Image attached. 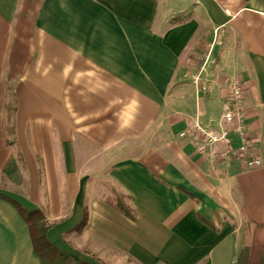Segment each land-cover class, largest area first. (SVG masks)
Here are the masks:
<instances>
[{
    "label": "crops",
    "instance_id": "obj_1",
    "mask_svg": "<svg viewBox=\"0 0 264 264\" xmlns=\"http://www.w3.org/2000/svg\"><path fill=\"white\" fill-rule=\"evenodd\" d=\"M235 80L257 169L197 152ZM0 196L80 263L238 264L264 225V0H0ZM0 264H43L2 199Z\"/></svg>",
    "mask_w": 264,
    "mask_h": 264
},
{
    "label": "built area",
    "instance_id": "obj_2",
    "mask_svg": "<svg viewBox=\"0 0 264 264\" xmlns=\"http://www.w3.org/2000/svg\"><path fill=\"white\" fill-rule=\"evenodd\" d=\"M222 33V30H216L215 38L203 56L201 68L194 78L198 85H201L202 76L206 73L208 67L216 63V49L223 45L221 40ZM242 86L238 80L231 83L229 96L224 104L223 114L220 118L219 128L213 126L205 127L198 121L193 124L202 137V142L197 145V152L201 155L210 153L214 159L243 161L248 169H257L263 166L262 160L247 156L249 144L246 133V115L242 104L244 97ZM199 89L203 92L207 91L206 85L203 84L199 86ZM231 133L237 137L238 146L235 145Z\"/></svg>",
    "mask_w": 264,
    "mask_h": 264
},
{
    "label": "trees",
    "instance_id": "obj_3",
    "mask_svg": "<svg viewBox=\"0 0 264 264\" xmlns=\"http://www.w3.org/2000/svg\"><path fill=\"white\" fill-rule=\"evenodd\" d=\"M0 199L12 204L26 222L34 253L43 264H85L74 260L58 251L48 239L49 226L41 211L29 212L21 204L5 196ZM118 208L129 214L125 205ZM88 214L85 213L81 227L87 224ZM238 264H264V225H257L250 245H244Z\"/></svg>",
    "mask_w": 264,
    "mask_h": 264
}]
</instances>
